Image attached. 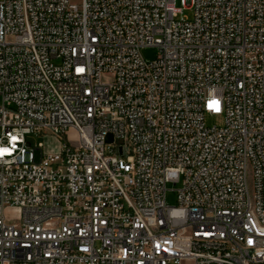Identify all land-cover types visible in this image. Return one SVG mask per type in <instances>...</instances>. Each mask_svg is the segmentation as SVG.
<instances>
[{"label":"built area","instance_id":"1","mask_svg":"<svg viewBox=\"0 0 264 264\" xmlns=\"http://www.w3.org/2000/svg\"><path fill=\"white\" fill-rule=\"evenodd\" d=\"M178 1L0 0V264H264V0Z\"/></svg>","mask_w":264,"mask_h":264},{"label":"rangeland","instance_id":"2","mask_svg":"<svg viewBox=\"0 0 264 264\" xmlns=\"http://www.w3.org/2000/svg\"><path fill=\"white\" fill-rule=\"evenodd\" d=\"M73 1L79 2L80 0H73ZM177 6L179 8H184L180 0L177 2ZM183 10H184L183 13L184 15L189 17L192 15V11L190 9L184 8ZM158 53L159 52L156 47H144L141 49V55L146 60L155 59L158 56ZM0 102H1V97H0ZM205 122L207 126H214V125H221L223 123V120L221 117L207 115ZM69 135L74 144L78 143V136L76 132L70 131ZM28 140L29 142L32 143V146L35 147H37L40 142H45L47 152L54 153L59 150V143L56 140V138L53 136H47L46 138H44L43 136L33 134L29 136ZM180 186H181L180 183L175 184L173 182H169L167 184L168 191H167L166 199L169 205L172 206L178 205L179 202H178L177 190L179 189ZM17 213H18L17 210H9L7 211V216L10 220H15L17 219Z\"/></svg>","mask_w":264,"mask_h":264},{"label":"water","instance_id":"3","mask_svg":"<svg viewBox=\"0 0 264 264\" xmlns=\"http://www.w3.org/2000/svg\"><path fill=\"white\" fill-rule=\"evenodd\" d=\"M108 141H112L111 135L108 136Z\"/></svg>","mask_w":264,"mask_h":264},{"label":"snow or ice","instance_id":"4","mask_svg":"<svg viewBox=\"0 0 264 264\" xmlns=\"http://www.w3.org/2000/svg\"><path fill=\"white\" fill-rule=\"evenodd\" d=\"M214 104L218 103V102H213Z\"/></svg>","mask_w":264,"mask_h":264}]
</instances>
